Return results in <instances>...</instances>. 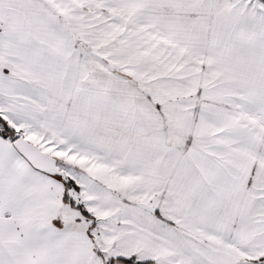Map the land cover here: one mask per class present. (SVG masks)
Here are the masks:
<instances>
[{
  "label": "snow or ice",
  "instance_id": "1",
  "mask_svg": "<svg viewBox=\"0 0 264 264\" xmlns=\"http://www.w3.org/2000/svg\"><path fill=\"white\" fill-rule=\"evenodd\" d=\"M0 264H264V0H0Z\"/></svg>",
  "mask_w": 264,
  "mask_h": 264
}]
</instances>
